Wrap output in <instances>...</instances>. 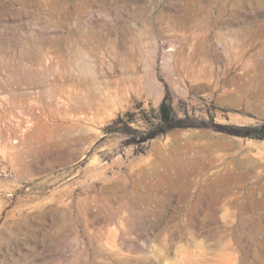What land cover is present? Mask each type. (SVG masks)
Here are the masks:
<instances>
[{"label":"rangeland","instance_id":"rangeland-1","mask_svg":"<svg viewBox=\"0 0 264 264\" xmlns=\"http://www.w3.org/2000/svg\"><path fill=\"white\" fill-rule=\"evenodd\" d=\"M0 264H264V0H0Z\"/></svg>","mask_w":264,"mask_h":264},{"label":"bare ground","instance_id":"bare-ground-1","mask_svg":"<svg viewBox=\"0 0 264 264\" xmlns=\"http://www.w3.org/2000/svg\"><path fill=\"white\" fill-rule=\"evenodd\" d=\"M98 91V90H97ZM90 94V93H89ZM96 94V93H95ZM100 96V95H99ZM93 99V98H92ZM98 99V98H97ZM96 103V102H95ZM97 104V103H96ZM101 104V103H100ZM75 104H73L74 106ZM82 106V105H81ZM96 106H99V105H96ZM81 108V107H80ZM97 108V107H96ZM100 108V107H99ZM77 109V108H76ZM174 151V150H173ZM177 152V151H176ZM174 156V155H173ZM173 156H170L169 157H164L165 159V167H166V172H169L171 171L172 169H175L174 172H176V175L178 178L180 177H185L184 175H187L190 173V172H194V169H195V165L197 163V160H193L191 161L190 159L186 160V159H182L180 157H173ZM163 159V157H162ZM199 161V160H198ZM200 162V161H199ZM157 164V163H156ZM198 166V165H197ZM196 166V168H197ZM190 167V168H188ZM155 171H157L155 169ZM154 171V172H155ZM162 173V172H161ZM160 173V175L162 176V174ZM167 174V173H166ZM175 175V174H174ZM165 179H167L166 175L164 176ZM173 177V176H172ZM175 177V176H174ZM168 178H171L170 176H168ZM183 179V178H182ZM138 180V179H137ZM178 180V179H177ZM140 183V182H139ZM138 185V184H137ZM134 187V186H133ZM136 188V187H135ZM139 189V188H138ZM139 191V190H138ZM136 192H137V188H136ZM138 193V192H137ZM141 195V194H140ZM144 195V194H143ZM145 196V195H144ZM137 198V197H136ZM145 198H147V196H145ZM141 200H143L141 197H140ZM151 199V198H150ZM138 200V199H137ZM132 203V202H131ZM135 205V204H134ZM135 207V206H134ZM106 214V213H105ZM111 214V213H110ZM137 214V213H136ZM109 216V215H108ZM137 217V215H136ZM113 218V217H112Z\"/></svg>","mask_w":264,"mask_h":264},{"label":"trees","instance_id":"trees-1","mask_svg":"<svg viewBox=\"0 0 264 264\" xmlns=\"http://www.w3.org/2000/svg\"><path fill=\"white\" fill-rule=\"evenodd\" d=\"M160 119L162 124H166L167 128L175 127L178 125V119L173 111L171 104H169L166 98L160 105Z\"/></svg>","mask_w":264,"mask_h":264}]
</instances>
